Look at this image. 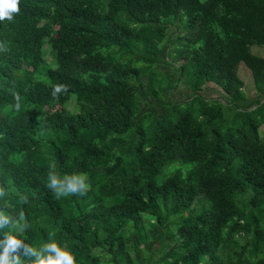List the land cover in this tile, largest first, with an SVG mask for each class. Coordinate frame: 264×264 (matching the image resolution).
I'll list each match as a JSON object with an SVG mask.
<instances>
[{"label":"trees","instance_id":"1","mask_svg":"<svg viewBox=\"0 0 264 264\" xmlns=\"http://www.w3.org/2000/svg\"><path fill=\"white\" fill-rule=\"evenodd\" d=\"M19 7L0 22V207L24 211L19 238L55 233L76 264H264V0ZM53 161L87 173V194L55 198Z\"/></svg>","mask_w":264,"mask_h":264},{"label":"clouds","instance_id":"2","mask_svg":"<svg viewBox=\"0 0 264 264\" xmlns=\"http://www.w3.org/2000/svg\"><path fill=\"white\" fill-rule=\"evenodd\" d=\"M20 0H0V22L11 21L15 14L20 12ZM6 45L0 42V52H7ZM69 85L60 84L54 86L53 98L58 99L59 95L66 93ZM19 107V105H17ZM46 187L52 192L55 198L60 199L69 195L84 196L90 190L91 185L87 173L77 172L72 175H65L63 178L57 171L56 163L49 165ZM14 191L9 187L6 189L0 186V199H3L9 192ZM21 203H28V197L19 196ZM30 224L26 220L23 210L18 215L7 211V206L0 207V230L5 228L9 231L3 233L0 239V264H76V258L72 252L62 248L55 240V233H49L50 242L33 247L25 243L19 236L22 235ZM26 257L27 259H22Z\"/></svg>","mask_w":264,"mask_h":264},{"label":"rangeland","instance_id":"3","mask_svg":"<svg viewBox=\"0 0 264 264\" xmlns=\"http://www.w3.org/2000/svg\"><path fill=\"white\" fill-rule=\"evenodd\" d=\"M177 24H178V27H180V24L179 23H177ZM174 32L175 33L178 32L177 29L175 28V26L170 28L169 34H172ZM250 50H251L252 54L259 56V57H264V48L254 46ZM44 51L46 53L47 58L50 59L53 54H52V52H50V50L48 49L47 46H44ZM237 69H238V76L242 80L243 85H244L243 92H244L245 96L249 99H255L257 95H256L254 87H253V79H252L250 71L242 63L239 64ZM207 86L208 87L205 88L206 91L204 92V94L206 96L215 97V98L221 97L220 89L218 87H216L215 85H207ZM178 92H180L181 95L177 94ZM185 94H186V92H184L182 87H179L178 91L176 93H174V96L178 100H181V99H183ZM65 105H66L67 109H69L71 111L74 110V106H75L74 100L70 101L69 103H67ZM59 109H61V107L56 106L54 109H52V111L59 110ZM176 167H177V164H176ZM168 171L169 170L166 169L162 174H160L157 177V182H160L164 178L165 174L168 173Z\"/></svg>","mask_w":264,"mask_h":264}]
</instances>
